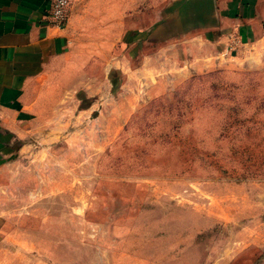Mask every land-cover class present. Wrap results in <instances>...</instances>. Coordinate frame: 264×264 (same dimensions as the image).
Instances as JSON below:
<instances>
[{
  "label": "rangeland",
  "instance_id": "rangeland-1",
  "mask_svg": "<svg viewBox=\"0 0 264 264\" xmlns=\"http://www.w3.org/2000/svg\"><path fill=\"white\" fill-rule=\"evenodd\" d=\"M197 1L71 0L0 165V264H264V26L217 54Z\"/></svg>",
  "mask_w": 264,
  "mask_h": 264
},
{
  "label": "crops",
  "instance_id": "crops-1",
  "mask_svg": "<svg viewBox=\"0 0 264 264\" xmlns=\"http://www.w3.org/2000/svg\"><path fill=\"white\" fill-rule=\"evenodd\" d=\"M54 0H0V165L21 152L23 128L35 120L37 82L49 60L65 52L69 27L56 26L48 16ZM261 0H201L190 8L200 15L203 31L217 54L235 52L263 33ZM190 17V18H191ZM68 22V17H67Z\"/></svg>",
  "mask_w": 264,
  "mask_h": 264
},
{
  "label": "built area",
  "instance_id": "built-area-1",
  "mask_svg": "<svg viewBox=\"0 0 264 264\" xmlns=\"http://www.w3.org/2000/svg\"><path fill=\"white\" fill-rule=\"evenodd\" d=\"M70 2L71 0H54L52 9L48 14L52 22L60 28H65L67 24Z\"/></svg>",
  "mask_w": 264,
  "mask_h": 264
}]
</instances>
